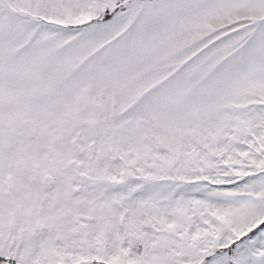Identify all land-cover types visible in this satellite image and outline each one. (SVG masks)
Returning <instances> with one entry per match:
<instances>
[{
    "label": "snow or ice",
    "instance_id": "1",
    "mask_svg": "<svg viewBox=\"0 0 264 264\" xmlns=\"http://www.w3.org/2000/svg\"><path fill=\"white\" fill-rule=\"evenodd\" d=\"M0 264H264V0H0Z\"/></svg>",
    "mask_w": 264,
    "mask_h": 264
}]
</instances>
